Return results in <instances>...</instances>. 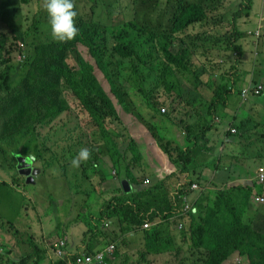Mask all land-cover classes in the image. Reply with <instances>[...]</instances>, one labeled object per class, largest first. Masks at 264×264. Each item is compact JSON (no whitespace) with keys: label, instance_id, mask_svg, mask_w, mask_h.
Returning <instances> with one entry per match:
<instances>
[{"label":"trees","instance_id":"1","mask_svg":"<svg viewBox=\"0 0 264 264\" xmlns=\"http://www.w3.org/2000/svg\"><path fill=\"white\" fill-rule=\"evenodd\" d=\"M29 1L20 0L22 3ZM222 1L133 0V17L115 27L86 20L76 7L74 20L78 33L73 40L66 42L52 39L48 15L33 17L31 39L19 29H14L15 41L12 43L0 35V158L6 156L10 167L15 169V156L31 155V151L37 150L31 140V129L38 138L40 128L49 120L72 110V97L77 106H73L74 114L70 117L76 123L61 124L69 130L63 136L71 141L67 148L74 154L82 148L90 151L89 160L82 162L79 169L81 173H97L102 187L106 183V175L98 163L100 159L109 158L119 172L123 168L129 169L131 162L137 161L142 169L145 168L137 144L139 137L120 116L121 113L133 115L151 131L158 146L177 169L159 180V184L141 187L132 193L120 195L119 188L111 186L115 195L105 201L100 198L102 187V193L95 198L103 202L100 212L94 220L86 222L91 237L101 232L102 226L109 221L112 227L104 235L117 237V241L122 243V236L131 232L132 227L149 221L150 227L143 229L145 246L159 253L166 246V240L158 219L177 218L186 200L193 202L197 194L203 196L202 190H207L211 194L210 201L205 207L199 205L188 228L199 239L195 245L218 251L216 257L211 256L206 264H222L231 253L229 246L222 243L219 236L215 237L220 230H223L226 240H239L236 247L243 252L242 257L250 258L249 264H264V224L257 223L256 217L245 219V215L252 211L256 216L261 215L264 205L254 208L252 186L228 187L211 176L210 162L216 156L219 171L229 181H253L256 172L236 162L224 164L227 155L223 151L229 150L234 157L236 150L230 147L235 143L240 145L239 142L224 146L232 143L236 136L241 140L244 136L250 139L254 128L257 131L261 126L255 116L240 118L238 115L244 107L242 101L257 96L249 93L244 97L243 90L257 85L262 76L259 70L254 69L250 85L238 90V84L244 81L241 65L249 53L248 46L243 44L250 35L242 28L244 23L240 19L251 16L255 0H240L230 14L220 13ZM6 3L1 1L2 5L6 6ZM15 51L21 53L19 60L13 56ZM228 63L230 66L226 68ZM97 69L102 79L96 74ZM144 71L153 78L152 86L147 89L138 87ZM204 74H208L207 80L203 78ZM169 76L173 79L172 84L168 81ZM104 79L109 90L103 85ZM184 83L198 96L191 121L166 111L173 104L180 106L183 102ZM203 89L212 90V96L208 97ZM134 90L146 101L145 113L136 109L132 99ZM162 95L165 96L160 101ZM250 104L257 105L253 101ZM82 109L99 128L100 138H94L79 128ZM161 115L164 119L158 121ZM110 121L117 122L116 126L126 131L124 143L116 139L117 134L123 136L122 131L117 134L109 131L107 124ZM166 122L180 127L178 142L167 138L163 131ZM218 123H230L239 132L233 134L229 129H223L224 124ZM214 128L224 132L219 133L223 134L222 138ZM214 136V144H209ZM15 137L19 139L18 145ZM240 168L246 177L238 173ZM204 182H208V186ZM1 183L4 186L9 184L6 181ZM193 183L203 188L191 191ZM28 242L31 253L19 263L14 260L9 263L43 264L48 256L47 248H42L32 235ZM118 242H115V256L111 258L103 251L105 248L100 247L99 241L83 239L82 247L79 243L65 246L61 255L49 264H82L83 258H89L90 264H104L97 258L101 252L106 264H130L129 255L120 249L122 246ZM149 253L146 250L145 261Z\"/></svg>","mask_w":264,"mask_h":264},{"label":"rangeland","instance_id":"2","mask_svg":"<svg viewBox=\"0 0 264 264\" xmlns=\"http://www.w3.org/2000/svg\"><path fill=\"white\" fill-rule=\"evenodd\" d=\"M1 1L0 35L8 39L9 43H12L15 41L13 40L15 34L14 29H19L28 39H31V21L33 17L35 15H47L45 0H30L28 3H22L20 0H5L7 2L6 6L4 4L2 5ZM239 2L240 0H223L219 7L220 13L230 14L234 5ZM73 4L74 8L78 7L86 20L99 22L107 25V27H115L123 24L134 15L133 0H73ZM240 20L244 23L242 24V28L248 32V35L250 31H257L259 35L251 36L250 34L244 40L243 45L248 46L249 53L245 55L243 64L241 65L244 70V81L238 84V90L241 91L244 87L250 85L254 78V74L252 75L254 69L262 73L257 84L261 83L263 90L260 95L250 96L249 101H242L244 102V107L238 111V115L240 118L255 116L258 120L257 123H260L261 126L257 131L254 128L250 134V139L244 136L241 140L239 136H236L233 138L232 143L224 146L232 145L236 141L240 144L237 145L235 143L233 147H230L236 150L234 157H231L229 150L223 151L227 155V158L224 159V164L231 165L232 162H236L245 165L254 170L256 175L253 181L250 179V181L244 182L242 179H238L236 182H230L228 180L223 182L228 187L230 185L252 186V201L254 202L253 205L255 208V205L260 204L261 202L259 201L264 197V179H259L260 177L258 175V169H264V110L262 111L264 109V0H255L251 16L243 17ZM228 27L229 24L226 29ZM250 45L253 47H250ZM13 46L17 47L16 45ZM13 56L19 60L21 53L15 51ZM74 64L75 60L72 62V65ZM229 66L230 63L227 64L226 68H229ZM96 74L101 79L103 78L100 70L97 69ZM203 78L207 80L208 74H204ZM152 81V76L147 71H144L141 85L138 87L143 89L150 88ZM168 81L172 84L173 79L171 76L168 77ZM102 82L105 89L109 90L108 82L105 79ZM203 90L208 97L212 96L210 95L212 94V90ZM182 92L183 102L180 106H177L175 103L166 111L170 113L174 112L177 118L191 121L190 117L194 112V104L198 96L186 83L182 85ZM163 96L165 95L160 96V101ZM132 99L134 100L137 111L145 113L146 101L143 96L134 90L132 92ZM70 101L72 110L64 112L60 117L49 120L40 128L38 138L35 137L31 129V140L37 149L31 151V157L33 165L41 169L39 174L33 176L31 184L22 180V177H17V174L18 176L20 174L10 167L6 156L0 158V181L4 180L9 183L8 186H4L0 182V264H11L9 262L15 259L22 261L23 255L30 254L31 246L28 244L30 235L40 243L42 248L46 247L48 250L47 259L44 260L43 264H49L50 261L61 255L65 246L59 242V237H67L69 245L75 241L81 247L83 246V239L87 242L92 241V239L95 242L99 241L100 247L102 248H105L111 243L118 242L117 237L109 238L104 235L112 227L111 223H108L109 221L105 222L101 228V232H97L93 238L87 230L86 222H91L95 219V216H98L103 204L102 201L95 200V198L99 197V193H102L101 188L103 187V193L100 195V198L105 201L115 195V191L111 186L115 185L118 187L120 195L130 191L132 193L138 188L145 186L153 187L155 183L159 184V180L177 169V166L170 161L175 166V169L172 166V168L166 172L164 171L160 175V170L163 168L160 166L157 157L158 155L165 157V155L159 150L151 131L133 115H124L121 113L120 116L124 119L125 125L131 127V130L135 131L140 139L137 144L142 153L143 163H145L144 169L148 173L143 171L138 161L131 162L129 169L123 168L119 172V168L113 166L109 158L106 160L100 159L98 163L105 169L104 173L106 175V183L101 187L99 184L100 176L97 173H81L79 167H73L71 164L72 159L77 154H74L73 151L67 148L70 147L69 144L71 141L63 135L69 130L61 126L65 122H68L70 125L76 123V120L70 116L74 114L73 106L76 107L77 105L72 100V97H70ZM251 101L257 105H248ZM162 112H165L164 109ZM163 119L164 116L161 115L158 121ZM166 123L172 125L171 122ZM135 124L138 126V131L135 130ZM221 124L224 123H218V125ZM116 125L117 122L112 121L107 124L111 133L117 134L119 131H122L123 136L117 134L116 139L119 143H124L127 133L123 131V127ZM79 126L82 132H87L94 138H100L99 128L83 109L80 113ZM175 127L180 131V127L176 125ZM223 129H229L233 134L239 132L238 128L230 123L224 124ZM214 130L219 138L223 137V131L216 128ZM163 131L166 133L168 139L173 140L166 131L165 126H163ZM33 135L34 137H32ZM215 138L214 136L213 140L209 141V144H214ZM15 139L16 145H18L19 139L17 137ZM99 142H102V140L99 139ZM210 163L212 166V179L220 181L218 177L222 173L219 171L221 170L219 167V159L215 156ZM148 164L152 165L154 172L148 169ZM107 167L109 170H106ZM151 173L155 178L147 176L152 175ZM238 173L246 177L242 168H240ZM18 179L20 183L17 182ZM204 183L208 186V182ZM199 188H203V186L199 187L197 183L195 189ZM195 189H191V191ZM202 192L203 196H201V193L197 194L190 204L188 212L182 217L166 221L158 219L157 223L160 224L162 236L166 240V246L161 251H158L159 253H155L145 246L143 238V229L145 228L142 226L132 227L131 232L124 234L122 236L123 242H118V244L122 246L120 249L126 250V254L129 255V263L176 264L181 262L183 264H195L197 262L198 264H206L211 256L216 257L218 251L215 248L205 250L202 249L203 245H195V243L199 242V239L191 231H188L192 216L196 213L199 205L205 207L210 201L211 194L207 193V190H202ZM253 217H256L257 223L264 224V212L258 216H256L254 211L245 215L246 220H250ZM113 226L115 227L116 224ZM85 231L87 232L85 233ZM217 236L231 250V253L222 264H231L233 262H236V264L250 263V258L243 259V252L236 247L240 243L239 240H226L223 230H220L215 237ZM146 250L151 252L146 255L147 261L144 260Z\"/></svg>","mask_w":264,"mask_h":264},{"label":"clouds","instance_id":"3","mask_svg":"<svg viewBox=\"0 0 264 264\" xmlns=\"http://www.w3.org/2000/svg\"><path fill=\"white\" fill-rule=\"evenodd\" d=\"M45 8H46L47 15H48V22L50 25L52 39L54 41H60V42H66V41L73 40L78 33V29L75 26V20H74V18L77 16V12L74 10L73 0H45ZM21 158L25 159V161L22 162L24 164L22 167H24V168L31 167V164H27V161H31V159H30L31 155L21 154V155L15 156V162H16L15 171L20 174V176H18V174H17V177H22L23 178L22 180H25V182L31 184V181L30 182L27 181V179L29 178V175H24V174L20 173V168L18 166L21 163ZM89 158H90V151L87 148H82L77 153V156L72 159L71 164L73 167H79L82 162L88 161ZM26 159H28V160H26ZM2 181H4V180H2ZM17 182L20 183L19 179ZM193 184H195V183H193ZM230 186H232V185H230ZM199 187H200V185H199ZM187 201L190 204L192 203L189 200H187ZM259 202H261V203L258 205H255V207H257V206L260 207L261 205H264V203H262L263 201H259ZM252 203H254V202L252 201ZM188 210L184 211V209H183L182 213L179 216H177V218L185 215L188 212ZM59 240H64L63 241L64 246L69 245L67 239L59 237ZM28 244L30 245L29 242H28ZM24 256H26V255H23V257ZM243 259H245V258L243 257ZM14 261L17 263L20 262L17 259H15Z\"/></svg>","mask_w":264,"mask_h":264},{"label":"built area","instance_id":"4","mask_svg":"<svg viewBox=\"0 0 264 264\" xmlns=\"http://www.w3.org/2000/svg\"><path fill=\"white\" fill-rule=\"evenodd\" d=\"M251 35H259L257 31H250L249 32ZM263 90V85L261 83L257 84V85H252L250 88H246L243 90V96L246 97L249 93L255 94V95H260L262 93ZM232 131H234V129H232ZM258 173H259V179H264V169L263 168H259L258 169ZM197 187V184H193L192 185V189H195ZM261 201L264 202V197L261 199ZM190 208V203L186 200V203L183 207L184 211H187ZM110 223V222H108ZM151 223L149 221H146L145 223H143L142 227L143 228H148L150 227ZM64 240H59L60 243H62L64 245ZM115 249H116V245L115 243H111L110 245L105 247V250H103L105 252V254L108 257H114L115 254ZM97 258L99 259L100 262H103L104 264H106V261H104V253L101 252L98 254ZM83 263L82 264H90V259L89 258H83Z\"/></svg>","mask_w":264,"mask_h":264},{"label":"crops","instance_id":"5","mask_svg":"<svg viewBox=\"0 0 264 264\" xmlns=\"http://www.w3.org/2000/svg\"><path fill=\"white\" fill-rule=\"evenodd\" d=\"M137 128H138V126L135 125V130L136 131H138ZM165 128H166V131L169 133V135L172 137V139L175 142H178L180 137H181V135L179 133V130L175 127V125H170V124L168 125V123H166ZM138 140H140V139H138ZM158 148L162 152V154L165 155V157L161 156V155H158V157H157L158 161L160 162V166L163 168V169L160 170V175H161V174H163L164 171L166 172L168 169L172 168L173 165L170 163V159H169L168 155L165 152H163V150L159 146H158ZM173 167L175 169V166H173ZM148 169H151L154 172V169H153L152 165H150V164H148ZM143 171L145 173L147 172L146 169H143ZM258 175H259V173H258ZM147 176H150L151 178L154 177L153 174L152 175H147ZM218 178H219L220 181H227L228 180V177L226 175H223V174H221ZM62 238L67 239V241L69 243V240H68L67 237H62ZM75 244H76V242L74 241L72 243V245L75 246Z\"/></svg>","mask_w":264,"mask_h":264},{"label":"water","instance_id":"6","mask_svg":"<svg viewBox=\"0 0 264 264\" xmlns=\"http://www.w3.org/2000/svg\"><path fill=\"white\" fill-rule=\"evenodd\" d=\"M30 159H31V161H27V164H31V167H28V168L22 167L24 165L22 162L25 161V159H23V158H21V163L18 166L20 168V173H22L24 175H29V178L27 179L28 182L33 181V176L39 174V172L41 171V169L39 167H36L33 165L32 157ZM26 160H28V159H26Z\"/></svg>","mask_w":264,"mask_h":264}]
</instances>
